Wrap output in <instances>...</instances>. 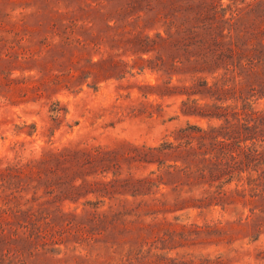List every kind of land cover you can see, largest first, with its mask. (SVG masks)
I'll list each match as a JSON object with an SVG mask.
<instances>
[{
  "label": "rangeland",
  "instance_id": "1",
  "mask_svg": "<svg viewBox=\"0 0 264 264\" xmlns=\"http://www.w3.org/2000/svg\"><path fill=\"white\" fill-rule=\"evenodd\" d=\"M262 29L264 0H0V264H264V194L209 206L158 151L264 111Z\"/></svg>",
  "mask_w": 264,
  "mask_h": 264
},
{
  "label": "trees",
  "instance_id": "2",
  "mask_svg": "<svg viewBox=\"0 0 264 264\" xmlns=\"http://www.w3.org/2000/svg\"><path fill=\"white\" fill-rule=\"evenodd\" d=\"M233 21V17L226 21L229 26L227 36L231 42L229 45L235 47L248 46L250 38L246 39L245 37L250 34V27H242L239 19L236 22ZM233 31L236 33L234 41ZM261 34L264 36V29L261 30ZM250 35L260 40L257 35ZM259 44L262 46L260 41ZM230 53L229 56H226V59L231 61L230 66L233 70L245 71L246 67L242 64V56L238 55L236 62L232 50H230ZM257 58L258 62L262 61L264 63V54L258 52ZM247 61L251 64L255 63L252 59ZM227 72L229 71L227 70ZM255 96L253 94L242 98L243 95H241V106L235 104L221 108L224 111L222 117L225 118L223 126L209 128L208 130L192 129L191 131L198 134L181 137L180 141L184 140V143H180L179 146L176 147L173 143H170L158 148L160 153L172 151L176 148L180 149V147L186 148L184 154H180V158L184 162L180 171L188 176H198L204 180L209 179V188L203 191L202 197L198 201L207 202L210 204L209 206L212 203L218 204L223 200L222 197L227 195L224 188L233 182H237V187L231 193L237 196L248 194L255 197L259 192L264 194V183L260 185L261 174L259 175L256 169H251V164L256 163L257 165L253 168L262 169L264 175V111L256 112L252 108L251 98ZM261 96L264 97V87ZM194 143L198 144V147H194ZM206 146L207 150L204 151L203 148ZM259 149H263V151L261 152ZM241 157L247 161L246 164H243V161L240 160ZM241 165H246L248 169L246 177H242L246 171ZM251 170L258 175L254 176L250 173ZM215 171H218V174Z\"/></svg>",
  "mask_w": 264,
  "mask_h": 264
}]
</instances>
